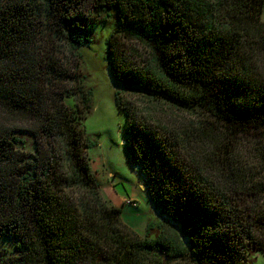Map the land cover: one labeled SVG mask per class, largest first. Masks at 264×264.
I'll list each match as a JSON object with an SVG mask.
<instances>
[{"label": "trees", "instance_id": "1", "mask_svg": "<svg viewBox=\"0 0 264 264\" xmlns=\"http://www.w3.org/2000/svg\"><path fill=\"white\" fill-rule=\"evenodd\" d=\"M263 11L264 0H0V239L12 245L0 246V264H254ZM113 21L107 57L126 147L163 219L143 237L105 200L84 125L92 89L80 48ZM165 107L189 125L165 126Z\"/></svg>", "mask_w": 264, "mask_h": 264}, {"label": "rangeland", "instance_id": "2", "mask_svg": "<svg viewBox=\"0 0 264 264\" xmlns=\"http://www.w3.org/2000/svg\"><path fill=\"white\" fill-rule=\"evenodd\" d=\"M262 17L264 19V11ZM115 23L113 21L97 26L94 32L95 41L80 48L83 55L81 69L87 74L86 86L92 89L91 107L84 125L86 134L94 142L88 150L90 164L105 200L112 206L122 207L123 222L143 237L150 221L158 223L163 222V219L149 205L146 178L141 168L133 163L126 147L127 118L116 102L121 87L112 74L107 57V38ZM65 54L62 56L68 57ZM164 110L165 126H172L177 132H181L192 120L186 112L170 110L167 107ZM6 116L12 118L11 114ZM8 117L6 119L11 123ZM210 136H215L213 130ZM23 138L27 140V146L33 144L30 134ZM237 140L240 144L236 153L246 156L243 150L247 149L249 141L243 138ZM205 146L196 145V153H203ZM129 199L136 200L137 206L128 203ZM0 246L11 247L10 239L2 237ZM254 264H264V253L258 254Z\"/></svg>", "mask_w": 264, "mask_h": 264}, {"label": "built area", "instance_id": "3", "mask_svg": "<svg viewBox=\"0 0 264 264\" xmlns=\"http://www.w3.org/2000/svg\"><path fill=\"white\" fill-rule=\"evenodd\" d=\"M131 201L133 202V204H136V200H133V199L127 200L128 203H132Z\"/></svg>", "mask_w": 264, "mask_h": 264}]
</instances>
